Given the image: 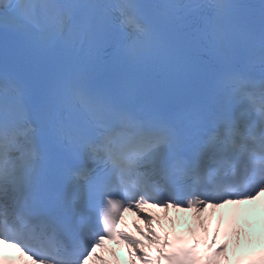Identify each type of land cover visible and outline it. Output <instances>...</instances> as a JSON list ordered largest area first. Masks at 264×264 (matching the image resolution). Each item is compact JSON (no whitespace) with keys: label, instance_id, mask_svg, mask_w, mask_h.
<instances>
[{"label":"snow or ice","instance_id":"1","mask_svg":"<svg viewBox=\"0 0 264 264\" xmlns=\"http://www.w3.org/2000/svg\"><path fill=\"white\" fill-rule=\"evenodd\" d=\"M262 194L264 0H0V264H264Z\"/></svg>","mask_w":264,"mask_h":264},{"label":"bare ground","instance_id":"2","mask_svg":"<svg viewBox=\"0 0 264 264\" xmlns=\"http://www.w3.org/2000/svg\"><path fill=\"white\" fill-rule=\"evenodd\" d=\"M253 238V237H252ZM248 246H246V245H242V248H241V250H240V255H243L244 257L246 256V254H247V251H248ZM230 251H231V249H230Z\"/></svg>","mask_w":264,"mask_h":264}]
</instances>
